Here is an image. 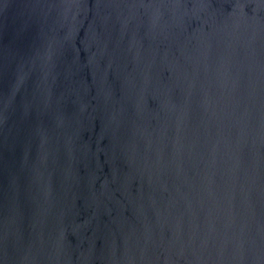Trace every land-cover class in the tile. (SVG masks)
<instances>
[{"label":"water","instance_id":"1","mask_svg":"<svg viewBox=\"0 0 264 264\" xmlns=\"http://www.w3.org/2000/svg\"><path fill=\"white\" fill-rule=\"evenodd\" d=\"M0 264H264V0H0Z\"/></svg>","mask_w":264,"mask_h":264}]
</instances>
